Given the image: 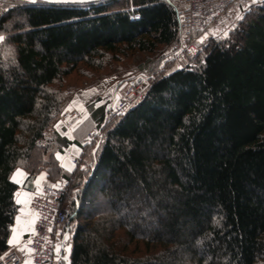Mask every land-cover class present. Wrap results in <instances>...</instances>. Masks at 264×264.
<instances>
[{"label": "trees", "instance_id": "obj_1", "mask_svg": "<svg viewBox=\"0 0 264 264\" xmlns=\"http://www.w3.org/2000/svg\"><path fill=\"white\" fill-rule=\"evenodd\" d=\"M0 32L11 44L8 57L0 50V254L19 166L70 184L66 264H264V1L226 38L206 39L193 65L150 60L144 97L70 173L54 130L73 94L63 78L107 54L171 45L176 10L166 0H34L9 7Z\"/></svg>", "mask_w": 264, "mask_h": 264}, {"label": "built area", "instance_id": "obj_2", "mask_svg": "<svg viewBox=\"0 0 264 264\" xmlns=\"http://www.w3.org/2000/svg\"><path fill=\"white\" fill-rule=\"evenodd\" d=\"M171 3L177 13L179 29L185 30L180 44L173 56L175 59L191 57L198 52L202 44V35L211 28L218 26L229 10L243 0H185L181 7L174 5L175 0H166ZM6 0H0V18L8 11ZM180 35L181 31H180ZM147 88L144 80L136 81L132 78L125 83L123 89L117 91L118 98L108 103L104 108L102 119L81 139V144L96 143L102 138L104 127L114 119L122 116L137 101L141 100ZM64 116L79 117L76 111L66 112ZM73 163L85 166L79 158ZM65 189L57 183H44L34 191L30 198L29 207L33 212V229L31 236L21 250L10 246L0 254V264H23L27 259L29 264H48L55 249V234L66 222L68 208L65 202Z\"/></svg>", "mask_w": 264, "mask_h": 264}, {"label": "rangeland", "instance_id": "obj_3", "mask_svg": "<svg viewBox=\"0 0 264 264\" xmlns=\"http://www.w3.org/2000/svg\"><path fill=\"white\" fill-rule=\"evenodd\" d=\"M6 1L9 4L8 5L9 7H14L19 4H23L25 2H33L34 0H6ZM263 1L264 0H243L238 2L234 7H232L229 10L225 18L221 21V23L218 26L211 28L209 31H207V33L202 35V41H203L202 44H204V42L208 38H215L217 40L226 38L228 34L236 27V25L244 18L245 14L248 11H250L253 7L262 3ZM184 2L185 0H175L174 5H176L177 7H181L182 4H184ZM237 16L241 18L238 19ZM180 31L182 36L180 35L179 40L175 41L169 46H160L155 54H148L146 52H135V53L127 52V53L118 54L116 56L107 54L105 56V59L101 62L102 65L101 67L89 68L81 64L73 73L63 78V86H62L63 89L68 90L70 93L73 92V94L71 98L68 101H66L64 108L60 113V116L64 119L81 118L82 112L80 110L75 109L73 107L65 109V106L68 105L75 91L77 90H84V89L88 90L89 93H93V96H95L96 99L102 98V99H106L107 101L109 100V102H111L116 92L119 91L118 88L124 83L131 80L132 78H135L136 76H140L148 80L150 77H152L151 76L152 74H148L149 72L148 62L150 60H154L156 58L161 57V61H159L160 62L159 67L164 70L179 66L193 65L195 60L189 59V57H183V58L181 57L175 59L173 56L175 50L180 44L181 37L185 36L184 35L185 30L182 31V29H180ZM0 37H2V39H0V50L4 58H6L8 57V54H10L11 44L7 43L6 40L7 33L0 32ZM202 44L198 49V52L200 53L202 51L201 48ZM146 84H148V82ZM72 111H76L80 113V116L79 117L64 116L66 112H72ZM95 122L90 129L93 128ZM90 129H88L85 132V134L88 131H90ZM82 146L89 148L90 154L94 153L97 148L96 143L84 144ZM79 160L81 162H84L80 158ZM85 161L89 163L88 156L87 159H85ZM75 166L77 167V165ZM44 182L49 183L50 181L45 179ZM63 183H64L63 187L65 189V195H66L65 202L68 208V216H67V220H68L71 217L70 207H69L71 201L69 203L67 199V193L69 192L70 184L66 185L65 182ZM69 197H71V195ZM73 225H74L73 221L71 223L69 222V224L65 223L64 226L61 227V229L59 230L61 232L56 231V234L54 235L55 236L54 254L52 260L48 264L67 263L71 228ZM68 226L70 227V229L68 228ZM24 249L25 247H22L20 251ZM23 264H29V261L25 259L23 261Z\"/></svg>", "mask_w": 264, "mask_h": 264}, {"label": "crops", "instance_id": "obj_4", "mask_svg": "<svg viewBox=\"0 0 264 264\" xmlns=\"http://www.w3.org/2000/svg\"><path fill=\"white\" fill-rule=\"evenodd\" d=\"M108 102L109 100L106 99H96L93 93H89L88 90H77L65 109L73 107L80 110L82 112L81 118L64 119L60 116L55 121L54 130L63 141H66L65 145L56 153V157L66 172L70 173L76 169L73 158L82 159L84 148L80 139L92 127L94 122L103 116L104 108ZM17 169H20V173L16 172ZM14 173H16V177L11 179L17 184L14 199L18 205V212L11 226L9 236V240L13 239L14 242L9 243V247L14 246L21 249L25 247V243L31 236L33 229L34 215L29 207L30 198L34 191L45 183L46 173L42 170L36 175L30 176L19 166L12 171L10 177H13ZM17 200L20 202L17 203ZM18 216L20 217L19 223L17 221Z\"/></svg>", "mask_w": 264, "mask_h": 264}, {"label": "water", "instance_id": "obj_5", "mask_svg": "<svg viewBox=\"0 0 264 264\" xmlns=\"http://www.w3.org/2000/svg\"><path fill=\"white\" fill-rule=\"evenodd\" d=\"M44 3H48V4H87V3H93V2H98V1H103V0H40ZM137 81H141L142 78L141 77H137L136 78ZM124 86L121 85L119 87V89H122ZM118 95L115 96V98H117ZM58 184H60V182H57Z\"/></svg>", "mask_w": 264, "mask_h": 264}, {"label": "snow or ice", "instance_id": "obj_6", "mask_svg": "<svg viewBox=\"0 0 264 264\" xmlns=\"http://www.w3.org/2000/svg\"><path fill=\"white\" fill-rule=\"evenodd\" d=\"M237 18L240 19L241 17L237 16ZM0 39H2V37H0ZM16 172H17V173H20V169H17ZM15 177H16V173H14V174H13V177H11V178H12V179H15ZM19 202H20V201L17 200V203H19ZM17 221H18V223H19V221H20V217H19V216L17 217ZM12 242H14L13 239H10V240H9V243H12Z\"/></svg>", "mask_w": 264, "mask_h": 264}]
</instances>
